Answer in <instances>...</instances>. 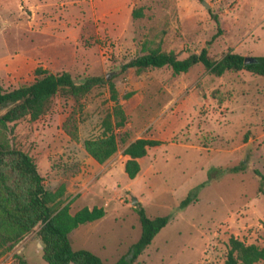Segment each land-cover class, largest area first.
<instances>
[{
    "label": "rangeland",
    "instance_id": "374dc122",
    "mask_svg": "<svg viewBox=\"0 0 264 264\" xmlns=\"http://www.w3.org/2000/svg\"><path fill=\"white\" fill-rule=\"evenodd\" d=\"M230 1L0 0L3 90L32 82L37 67L67 72L75 83L106 76L125 114V124L113 128L117 149L102 163L82 142L103 130L112 106L105 83L82 96L79 111L58 91L46 114L9 124L10 144L31 158L47 190L63 187L60 202L70 213L103 208L101 218L68 233L72 249L89 250L104 264L124 257L139 236L138 207L170 218L131 264H222L229 236L264 247V195L254 173L264 174V76L243 69L214 75L200 63L182 73L167 66L121 70L142 53L144 39H160L177 58L204 46L212 58L264 55V0L227 8ZM72 110L76 139L62 128ZM137 137L162 143L139 159L130 185L134 179L120 173L122 149ZM236 165L242 168L232 171ZM188 191L192 200L178 208ZM36 230L2 253L0 264H46Z\"/></svg>",
    "mask_w": 264,
    "mask_h": 264
},
{
    "label": "trees",
    "instance_id": "16d2710c",
    "mask_svg": "<svg viewBox=\"0 0 264 264\" xmlns=\"http://www.w3.org/2000/svg\"><path fill=\"white\" fill-rule=\"evenodd\" d=\"M236 1L231 0L227 8H232ZM132 14L138 16L141 13L134 9ZM140 50L142 53L123 63L121 70L133 68L141 71L167 66L172 73H182L200 63L214 75L243 69L251 74L264 76V55L254 56V61L243 63V56L231 51L212 58L204 46L197 53L177 58L174 51L160 48V39H144L140 43ZM103 83L106 84L112 101L110 112L103 119L101 134L82 142L85 152L97 163H102L117 149L118 139L113 128L122 127L126 120L111 77L92 75L75 83L67 72L48 73L37 67L32 82L9 90H3L0 86V255L13 248L37 227L41 256L46 264H104L89 250L72 249L68 238V233L79 224L101 218L104 215L103 208L82 206L70 213L67 204L60 202L63 187L54 191L47 190L31 158L13 147L6 134L11 130L9 124L19 118L28 116L36 119L46 114L58 91L70 96L79 111L82 96L92 87ZM77 123L75 110H72L62 124L64 132L71 139L77 138ZM159 143L156 139L137 137L123 147L122 154L128 156L123 163L127 178H133L138 172L137 159L145 155L146 149ZM241 168L242 166L236 165L231 170ZM254 173L261 180L258 191L264 195V174L256 170ZM190 194L188 191L179 201L178 208H183L192 200ZM136 212L140 225L139 236L128 253L112 264H131L170 218L168 215L148 217L142 207H138ZM258 260H264V247L253 243L245 244L233 236L228 237V249L222 264H253ZM20 263L25 264L21 260Z\"/></svg>",
    "mask_w": 264,
    "mask_h": 264
},
{
    "label": "crops",
    "instance_id": "0c3cea01",
    "mask_svg": "<svg viewBox=\"0 0 264 264\" xmlns=\"http://www.w3.org/2000/svg\"><path fill=\"white\" fill-rule=\"evenodd\" d=\"M145 138H150V137H145ZM152 139L159 140V139H157V138H152ZM159 141H160L159 144H161L162 141H161V140H159ZM159 144H158V145H159ZM158 145H156V146H158ZM151 147H153V146H151ZM148 148H149V147H148ZM148 148H147V149H148ZM147 149H146V152H147ZM145 154H146V153H145ZM123 155H124V154H123ZM124 156H125V159H124V161H125V160L128 158V156H127V155H124ZM142 157H143V156H142ZM140 158H141V157H140ZM140 158L137 159V160H138V163H139V159H140ZM123 163H124V162H123ZM120 173H121V174H125V173H124V170H123V164H122L121 167H120ZM137 175H138V173H136V175H135L133 178H131V180L134 179L133 181H131V182L129 181L130 183H129V182H127V183H129L130 185H132L133 182L135 181V179L137 178ZM125 176H126V174H125ZM126 177H127V176H126ZM129 179H130V178H129ZM136 201H137V199H136ZM92 206H93V205H90V206L86 205V207H88V208H90V207H92Z\"/></svg>",
    "mask_w": 264,
    "mask_h": 264
},
{
    "label": "water",
    "instance_id": "95a60500",
    "mask_svg": "<svg viewBox=\"0 0 264 264\" xmlns=\"http://www.w3.org/2000/svg\"><path fill=\"white\" fill-rule=\"evenodd\" d=\"M252 61H254V59L252 57H248V56H244L243 57V63H249V62H252ZM135 202H136V199L131 196L130 203L133 205Z\"/></svg>",
    "mask_w": 264,
    "mask_h": 264
}]
</instances>
